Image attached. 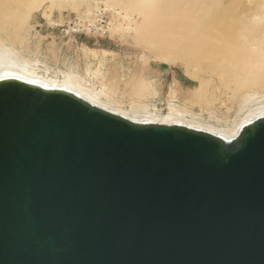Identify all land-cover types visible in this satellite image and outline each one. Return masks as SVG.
<instances>
[{
  "label": "water",
  "instance_id": "95a60500",
  "mask_svg": "<svg viewBox=\"0 0 264 264\" xmlns=\"http://www.w3.org/2000/svg\"><path fill=\"white\" fill-rule=\"evenodd\" d=\"M0 264H264V118L225 147L0 84Z\"/></svg>",
  "mask_w": 264,
  "mask_h": 264
},
{
  "label": "bare ground",
  "instance_id": "6f19581e",
  "mask_svg": "<svg viewBox=\"0 0 264 264\" xmlns=\"http://www.w3.org/2000/svg\"><path fill=\"white\" fill-rule=\"evenodd\" d=\"M15 1L0 0V11ZM220 1L225 0H214ZM118 2L127 10L141 14L140 23L135 26L126 24L125 28L132 30L139 40L156 48L162 58L174 63L192 64L201 72L218 76L227 73L238 88L246 91L264 78V36L260 35V32L264 33V0H241L235 7L221 2L223 4L216 10H211L209 0ZM122 17L128 19L130 16L125 13ZM39 63L38 59L28 61L0 39V84L11 83L22 88H35L39 92H67L88 105L136 125L181 127L209 134L220 140L223 146L231 147L255 120L264 118V101L254 100L228 123L210 124L190 119L183 114V106L172 100L176 96L172 87L165 113H157L154 105L139 101H131L126 109L113 98L103 82L105 77L101 62L89 61L84 72L71 67L51 71L46 63ZM201 65H205L207 70ZM196 78L199 86L193 95L195 100L201 97L205 88V81L199 76ZM134 90L138 95L143 90L151 95L153 82L140 77L135 81Z\"/></svg>",
  "mask_w": 264,
  "mask_h": 264
},
{
  "label": "rangeland",
  "instance_id": "374dc122",
  "mask_svg": "<svg viewBox=\"0 0 264 264\" xmlns=\"http://www.w3.org/2000/svg\"><path fill=\"white\" fill-rule=\"evenodd\" d=\"M209 1L211 10L219 8L221 2L232 7L241 2ZM124 12L130 16L128 19L122 17ZM100 17L108 26L105 33L69 31L75 22L97 21ZM141 20V14L127 10L118 0H17L0 11V39L28 61L38 59L52 69L70 65L84 72L87 59L95 63L100 60L106 73L103 82L126 109L131 101H139L154 105L157 113H165L172 87L176 91L172 100L183 106L186 117L223 124L231 122L252 101H264V78L246 91L238 88L227 73L218 76L201 72L192 64L162 58L156 48L125 28L126 24L135 26ZM95 54L99 58L95 59ZM200 67L207 70L205 65ZM197 75L205 81V88L195 100ZM140 77L152 80L151 95L144 90L141 95L135 94V81Z\"/></svg>",
  "mask_w": 264,
  "mask_h": 264
},
{
  "label": "built area",
  "instance_id": "2783aa9c",
  "mask_svg": "<svg viewBox=\"0 0 264 264\" xmlns=\"http://www.w3.org/2000/svg\"><path fill=\"white\" fill-rule=\"evenodd\" d=\"M57 26H60V24L57 23ZM107 28V23L100 17L97 21L75 22L69 27V31L73 34L105 33Z\"/></svg>",
  "mask_w": 264,
  "mask_h": 264
},
{
  "label": "crops",
  "instance_id": "0c3cea01",
  "mask_svg": "<svg viewBox=\"0 0 264 264\" xmlns=\"http://www.w3.org/2000/svg\"><path fill=\"white\" fill-rule=\"evenodd\" d=\"M98 56H99L98 54H95V55H94V58L97 59V58H99ZM89 61H93V59H87V60H86V64H87ZM93 62H94V61H93ZM97 62H101V61L99 60V61H97ZM101 63H102V62H101ZM86 64H85V67H86ZM102 64H103V63H102ZM47 65H48V64H47ZM48 66L50 67V65H48ZM70 67H71V68H75V69H77V67H75V66H70V65H69V66H66L64 69H67V68H70ZM102 68H103V67H102ZM50 69H51V71H52V70L63 69V68H53V69H52V68L50 67ZM77 70H78V69H77ZM78 71H79V70H78ZM103 71H104V70H103ZM105 74H106V73L104 72V77H105Z\"/></svg>",
  "mask_w": 264,
  "mask_h": 264
}]
</instances>
